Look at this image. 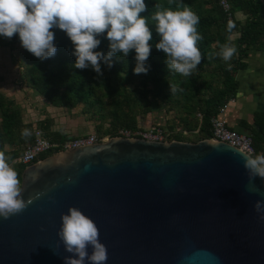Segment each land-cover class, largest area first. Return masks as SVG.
Instances as JSON below:
<instances>
[{
    "label": "water",
    "instance_id": "95a60500",
    "mask_svg": "<svg viewBox=\"0 0 264 264\" xmlns=\"http://www.w3.org/2000/svg\"><path fill=\"white\" fill-rule=\"evenodd\" d=\"M241 154L211 139L112 137L28 165L20 186L33 202L0 218V264H64L70 207L96 223L106 264H264V180L246 190Z\"/></svg>",
    "mask_w": 264,
    "mask_h": 264
},
{
    "label": "trees",
    "instance_id": "16d2710c",
    "mask_svg": "<svg viewBox=\"0 0 264 264\" xmlns=\"http://www.w3.org/2000/svg\"><path fill=\"white\" fill-rule=\"evenodd\" d=\"M220 1L144 0L147 8L140 15L148 18L147 24L152 32L149 42L151 53L145 62L149 69L147 74H134L135 50H131L127 57L114 55L111 67L101 61L103 75L98 76L91 66L77 69L74 67L76 58L71 54L74 50L72 42L63 31L51 29L57 48L54 57L41 61L23 50L20 64L27 87L37 92L53 108L71 111L83 106L82 114H91V120L99 122L97 133L104 136L117 135L119 129L137 130L139 115L154 112L158 115L164 113L165 122L158 117L151 127L188 132V135L174 132L170 141L196 142L206 139L212 134V118L218 115L222 107L236 99L240 87L238 75L247 70L246 59L250 53L264 52V0H227L231 7L229 13L223 9ZM156 4L160 5L159 9L155 8ZM183 5L189 6L199 17L196 29L202 37L197 42L202 61L189 77L168 69L166 54L155 48L160 37L151 19V14L156 11H183ZM237 13L243 14L245 19H238ZM229 25H232L231 30ZM233 36H236L235 39ZM105 37L106 33L100 37L101 44L94 51L107 54L109 42ZM18 38V34L11 39L0 36V44L14 50ZM6 39L8 41H3ZM225 44L236 48V53L227 62L216 55ZM210 55L212 59H209ZM170 83L179 89L175 94H171ZM252 117L251 124L242 122L241 130L228 127L251 136L257 155H264V112L256 111ZM106 123H109L108 128H105ZM53 126V120L47 118L37 125L25 123L21 106L0 91V152L10 158L8 162L17 171L20 182L28 165L16 160L34 144L37 130L52 142L80 137L55 131ZM25 128L31 131L29 138L21 136ZM51 155L52 152L45 153L39 161Z\"/></svg>",
    "mask_w": 264,
    "mask_h": 264
},
{
    "label": "clouds",
    "instance_id": "9594fccd",
    "mask_svg": "<svg viewBox=\"0 0 264 264\" xmlns=\"http://www.w3.org/2000/svg\"><path fill=\"white\" fill-rule=\"evenodd\" d=\"M146 8L144 0H0V36L11 39L18 34L21 47L43 61L55 56L57 48L51 29H59L73 44L75 68L83 70L91 66L98 76L103 75L101 61L111 67L114 55L127 57L135 50L134 74H147L145 62L151 53L152 32L148 18L140 15ZM151 19L160 37L155 48L166 54L168 69L189 77L202 61L197 47L202 39L196 29L199 17L183 5V11H156ZM105 33L109 42L107 54L94 51ZM235 53V46L225 44L216 55L227 62ZM178 90L170 83L171 94ZM21 136L29 138L31 131L25 128ZM241 156L248 175L246 190L259 193L254 181L264 180V155ZM9 159L0 152V218L5 220L21 214L33 202L31 198L24 200L18 173ZM254 210L264 221V201H257ZM57 235L64 251L70 254L64 256V264H106L107 248L100 242L99 229L79 208L70 207L61 215Z\"/></svg>",
    "mask_w": 264,
    "mask_h": 264
},
{
    "label": "rangeland",
    "instance_id": "374dc122",
    "mask_svg": "<svg viewBox=\"0 0 264 264\" xmlns=\"http://www.w3.org/2000/svg\"><path fill=\"white\" fill-rule=\"evenodd\" d=\"M236 16L238 19H245L241 13H237ZM235 37L233 36L234 39ZM3 41L6 42L8 40ZM16 41L14 50L0 44V91L7 97L14 99L21 106L25 123L37 125L38 122L47 118L53 120L54 126L69 130L74 136L88 134L104 136L102 133H97L99 122L91 120V114H82L83 106H78L71 111L63 108H53L37 92L27 87V80L20 64L24 48L21 47L19 38ZM155 115L158 114L153 112L148 115H139V129H147L153 126L156 118L160 117V115L157 117ZM171 121L169 122L170 124ZM164 122H162L163 125H165ZM108 127L109 123H106L105 128Z\"/></svg>",
    "mask_w": 264,
    "mask_h": 264
},
{
    "label": "built area",
    "instance_id": "2783aa9c",
    "mask_svg": "<svg viewBox=\"0 0 264 264\" xmlns=\"http://www.w3.org/2000/svg\"><path fill=\"white\" fill-rule=\"evenodd\" d=\"M223 9L229 13L230 4L227 0L220 1ZM230 21L232 20L231 13L229 14ZM229 105H225L221 108L217 116L213 117L212 123V134L206 139L213 141L225 142L233 147H236L248 155H257L254 142L251 136L241 133L237 130H232L228 127V123L224 118V115ZM177 132H182L184 135H188L187 131H170L160 127H150L144 130H130V129H119L117 135H105L98 136L96 134L82 135L75 139H70L65 142H52L43 136L42 131L37 130V138L33 145L29 146L24 154L17 160L25 165H31L39 161L40 156L45 153L52 152L53 154L72 149L92 145L96 143H103L108 141L112 137H123V138H142L150 141H170V137Z\"/></svg>",
    "mask_w": 264,
    "mask_h": 264
},
{
    "label": "crops",
    "instance_id": "0c3cea01",
    "mask_svg": "<svg viewBox=\"0 0 264 264\" xmlns=\"http://www.w3.org/2000/svg\"><path fill=\"white\" fill-rule=\"evenodd\" d=\"M246 60L248 62L247 70L241 71L238 75L240 87L237 97L229 105L224 115L228 125L237 130H241L243 121L252 123L254 112H264V52L252 51ZM160 117L162 119L160 121H164V113H161ZM53 130H60L74 136L69 130H64L56 125Z\"/></svg>",
    "mask_w": 264,
    "mask_h": 264
}]
</instances>
